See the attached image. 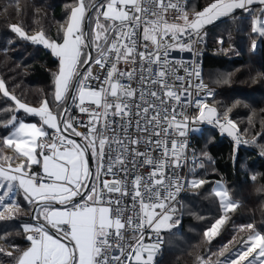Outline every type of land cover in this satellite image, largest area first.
<instances>
[{
	"label": "snow or ice",
	"instance_id": "1",
	"mask_svg": "<svg viewBox=\"0 0 264 264\" xmlns=\"http://www.w3.org/2000/svg\"><path fill=\"white\" fill-rule=\"evenodd\" d=\"M144 3L152 7H142L140 0H105L88 6L84 0H80L79 6L71 11L63 43L49 40L43 32L29 37L20 27L11 28L20 38L42 45L57 58L55 101H70L80 113L88 114L87 123H84L72 115L67 106L59 116L53 114L47 100L39 109L27 107L9 96L3 82H0V92L16 101L17 110L39 116L42 122L38 126L18 121L13 116L5 125H11L13 131L3 139L4 145L14 146L16 152L26 158V164L14 169L0 167V189L4 190L0 194V207H8L3 201L18 189L29 204L36 205L33 219L39 221L42 216L46 222L23 225L25 232L35 235L27 236L31 247L18 258L17 264H153L158 242L145 243V226L158 237L162 229L178 225L180 221H173L176 208L172 203L177 194L185 186L199 189L206 183L204 179L195 177L191 181L181 178L175 169L182 166L181 150L185 144L168 139L173 132L180 137L185 136L188 116L183 107L193 103L191 89L195 87L198 94L204 86L201 82L188 83L178 92L168 79V72L162 66L154 68L153 65L167 62L169 48L179 46L181 50L192 51L191 44L179 42L180 36L199 39L205 25L227 17L237 9L249 11L254 4L261 7L257 9L259 16L252 20L251 31L264 37V0H215L204 11L197 13L195 19L189 20L187 15H181L179 18L183 20V25L161 19H146L149 12L162 17L169 8L181 11L173 0H144ZM88 11L96 15L91 42L83 29ZM101 16L107 23L101 22ZM141 22L144 24L142 39L151 42L156 48L155 52H137L136 37ZM113 34L115 38L109 43V37ZM169 36L176 43H169L166 40ZM143 47L147 48V44ZM252 47L255 50V43ZM85 48L95 49L97 56L93 58L89 51L87 57L83 58ZM161 48L164 49L163 59ZM137 56L140 61L139 89L121 83L119 79L127 77L132 80L136 75L135 69L131 72H118L117 69L121 59L135 63ZM92 64L106 70V76L101 78L94 75ZM85 65L88 67L81 71ZM189 75L200 78L201 73L194 68ZM90 80L101 82L98 90L89 86ZM137 91L138 100L142 103L133 99ZM108 97L113 99L109 100ZM86 102L94 105L95 109L85 106ZM195 103L199 108V119L211 123L215 109L209 108L201 100ZM180 116L183 119H178ZM99 122H102V129L97 127ZM133 122L137 132L147 135L133 138L129 132ZM216 122L222 131L232 136L237 144L240 143L235 135L234 123L230 120ZM44 125L54 130L51 143L39 139L48 135ZM81 128L86 131L78 130ZM108 132L112 133L111 137L107 135ZM73 136L80 137V141L73 139ZM142 141H147L149 150L160 151L161 158L156 159L148 151L134 147ZM153 144L156 149H151ZM137 157H143L139 161L141 166L147 164L154 168L147 178L132 175L138 172ZM92 163L96 165L95 173L91 168ZM33 164L41 167L42 174L30 172ZM168 168L172 171H166ZM120 174H123L122 178ZM102 175L113 178L105 179L101 186ZM105 193L109 194L107 199ZM111 194L130 197L133 202L131 208L121 207V198L114 199ZM215 195L219 197L225 216L204 232L209 241L226 222L227 213L237 206L228 199L227 191L218 190ZM53 204L63 207L54 208ZM137 204L139 213L134 211ZM11 206H16L15 201ZM126 210L132 211L133 215L125 217ZM126 224L138 232L133 236L135 244L128 243L124 238L121 230L125 229ZM46 225L60 235L50 234ZM246 227L255 232L253 225ZM147 239L152 240V236L148 235ZM125 248L130 251H125ZM117 250L119 255L115 254ZM231 264H264V234H250L244 248L237 253L236 259L231 260Z\"/></svg>",
	"mask_w": 264,
	"mask_h": 264
},
{
	"label": "trees",
	"instance_id": "2",
	"mask_svg": "<svg viewBox=\"0 0 264 264\" xmlns=\"http://www.w3.org/2000/svg\"><path fill=\"white\" fill-rule=\"evenodd\" d=\"M86 1L88 6L97 0ZM76 2L77 0H0V82H3L9 96L15 97L16 101L28 107L39 108L47 100L48 104L54 107V74L58 71V60L48 49L20 38L11 28L20 27L30 37L43 32L49 40L60 43ZM213 2L215 0H188L186 10H190L192 5L193 10L202 12ZM254 10L255 8L248 12H238L214 23L204 30L202 37L205 46L202 60L204 80L216 89L211 105L218 119L227 118L234 122L238 134L245 140L244 145L236 149L230 139H219L215 132L211 134L212 142L208 146L204 136H199L202 150L207 151L205 153L209 158L203 177L211 183V187L214 181L224 182L228 192L233 195L231 198L238 205L232 216L226 219L222 235L217 234L209 241L205 239L204 232L217 219L198 229L193 218L184 212L185 205L188 206L190 202L187 201L188 198L195 194L189 191L187 197L180 200L175 212V221L180 223L164 233V247L161 248L154 264H230L240 251L234 249L231 252V241L236 238V232L250 230L246 226L251 224L259 229L260 234H264V227L257 225L261 220V213L264 215V201L261 198L264 195V136L260 133L259 122L252 121L249 125L241 123L240 119L246 116V113L240 112V106H237L235 111L232 110L238 100L237 92L251 94L253 90H257L256 94L261 96V99L250 100L253 103L251 107L256 109L259 118L264 120V37L251 31ZM95 21L96 15L92 12L88 22L89 32ZM254 43L255 50L252 47ZM93 50L94 58L96 50ZM254 81L259 84L257 88H249ZM16 101L0 92V165L4 166L26 164L13 147L3 143V139L13 129L11 125L5 126L7 122L13 116L18 121L38 122L36 118L17 110ZM246 131L249 137L243 135ZM198 138H195L197 153ZM255 187L260 190L254 191ZM208 190L211 191L209 188ZM2 192L0 189V194ZM204 192L207 193L206 190ZM12 201H15V207L11 206ZM217 203L215 205L214 202L215 209H218ZM3 204L14 208L13 213H10V220L13 222H32L30 213L34 204H29L17 191L12 196L9 194ZM2 208L5 207H0V213ZM230 230L231 236L223 240L222 236ZM181 242H188V245L182 247ZM28 244L26 238L0 235V245L3 246L0 264H16ZM173 245H177V248L172 249ZM9 249L12 250L11 255L8 253ZM221 252L229 256H218Z\"/></svg>",
	"mask_w": 264,
	"mask_h": 264
},
{
	"label": "built area",
	"instance_id": "3",
	"mask_svg": "<svg viewBox=\"0 0 264 264\" xmlns=\"http://www.w3.org/2000/svg\"><path fill=\"white\" fill-rule=\"evenodd\" d=\"M142 7L144 8H151L152 5L144 3V0H140ZM173 3H177L181 9V11H177L176 9L173 8H169L167 12H165L163 14L162 17H157L156 15H153L151 12L148 13L146 19L148 20H156V19H161L163 21H166L167 23H176L179 25H183V20L180 19L179 17L181 15H186V6L188 3V0H173ZM137 15H141V14H137ZM143 22H141V26L140 28L137 30L138 31V36L136 37L138 45H137V52L139 51H151V52H155L156 48L154 45L151 44V42L149 41H144L142 39V30H143ZM203 32L201 31V36L199 39H197L196 37H191L189 38L188 36H180L179 37V42L180 43H186V44H191V48L192 51H188L187 49L185 50H181L179 48V46H177L176 48H169L168 49V58H167V62L164 63L163 65H153L154 68L156 67H163L164 70H166L168 72V79L171 80L172 84L175 86L176 90L179 92L180 89L184 86H187L188 83H192V84H196L197 82H201L203 84V88L201 90H199V93L197 94V89L195 87H193L191 89L193 95L191 96V100L193 101V103L191 105H185L183 107V111L184 113L188 116V127L186 129V134L184 137H180L178 134H176L175 132H173V135L171 137H169L168 139H176L179 142H182L183 144H185V147L181 150L183 153V158L181 160V167L175 169V171H177L179 173V175L181 176V178L183 180L189 181L191 178H193L194 176H196V170H194V166H196V164L199 163L200 164L203 163L202 160L197 158V150L195 147V135L194 132L195 130H197L198 128H205V127H209L214 129L218 135L220 136V138H224V135H221L219 130L221 129L219 127V124L217 122L211 123L210 125H207L206 123H204L203 121H201L199 119V108L196 105L195 101L197 100H201L203 101L205 104H207V106L209 108H213L211 105V102L214 100L215 95H216V89L211 87L205 80H204V75H203V68H202V60L204 57V51H205V46H204V42H203ZM114 34L112 36L109 37V43L114 39ZM166 40L169 43H176L174 41L171 40V37H166ZM147 44V48L143 47V45ZM163 51L164 49L161 48L160 52H161V59H163ZM113 58H114V54H113ZM139 57L137 56L136 62H125L123 59H121L118 63H117V69L118 72H131L134 69L136 70V75L134 76V78L132 80H128L127 77H123V78H119L121 83H125V84H129L131 85V87L139 89L140 85L138 83V78H139ZM92 68H93V74L94 75H100L101 78L106 76V70H102L100 69V67L98 65L92 64ZM199 69L201 76L200 78H197L195 76H190L189 75V71L193 70V69ZM176 77H182V80H177ZM89 86L95 89H99V87L101 86V82L97 81V80H90L89 81ZM152 88H157V85H149ZM208 93H211V95H208ZM163 94V93H161ZM138 96H139V92L137 91L136 96L133 99H136L137 102L142 103L141 101L138 100ZM109 100H112L113 98L108 97ZM85 106L91 107L93 109H95L94 105H88L87 103L85 104ZM178 110L180 108V106L178 105ZM99 111V109H97ZM71 114L75 115L79 120L83 121L84 123H87L88 120V114H83L80 113L78 111V109H76L74 106L72 107L71 110ZM193 118H195V122H193ZM111 119V117H110ZM118 119V118H117ZM178 119H183V116L178 117ZM220 122H226V120L224 119H218ZM97 127L102 129V122H99L97 124ZM80 131H86V129H78ZM129 132L131 134V136L133 138L139 137V136H145L147 135L146 133H142V132H137L136 130V126L135 123L133 122L132 127L129 129ZM67 135V134H66ZM107 135H109L111 137L112 133L108 132ZM123 135V133L121 132V136ZM237 136L239 138L240 143L237 144L236 140H231V143L233 144V146L235 148L241 147L242 145H244L245 140L241 137L240 134L237 133ZM75 136H73L72 138H74ZM54 138V133L50 134L48 138L46 139H41L42 142L44 143H51L53 141ZM75 138H80V137H75ZM227 138V137H226ZM153 139H156L155 137H153ZM161 139H164L163 137H161ZM125 143H127V141H125ZM132 147V146H130ZM134 147L138 148L140 151H148L149 155L156 158V159H160L161 158V152L160 151H156V150H149V146L147 144V141H142L140 144L135 145ZM151 149H156V145H151ZM107 150V148H106ZM143 157H137L136 161H137V167H138V172H133L132 175L135 174H139L142 175L143 177L147 178L149 176V174L154 170L153 166L151 165H140L139 161L142 160ZM129 167H131L129 165ZM106 171V168L104 169ZM96 171V170H95ZM166 171H172L171 168L166 169ZM33 172L35 173H41L42 174V169H36ZM123 174H120V178H122ZM113 177L111 176H101V186H102V182L105 179H112ZM131 179V176H130ZM187 186H185L176 196V200L173 203V206L176 208H178V203L180 202V200L182 199V197L185 195L186 191H187ZM107 193H105V198H108ZM112 197L115 198H121V207L127 206L128 208H131L132 206V200L130 197H120L119 194H111ZM166 195V193H165ZM113 207H115V205H113ZM136 213H139V205H136V208L134 210ZM157 211H159V209H157ZM125 217L129 216V215H133L132 211H125ZM138 222V219H137ZM124 234V238L128 243L131 244H135V240L133 239L134 235H138V232H136L134 229L129 228L126 224L125 229L121 230ZM144 233H145V243H153V242H158V249H161L164 247V242H165V234L160 232L159 236L157 237V234L155 232H152L150 230V228H148L147 226H145L144 228ZM148 235L152 236V240H148L147 237ZM125 251H130V249L125 248ZM116 255H119V251L117 250ZM126 259V258H125Z\"/></svg>",
	"mask_w": 264,
	"mask_h": 264
},
{
	"label": "rangeland",
	"instance_id": "4",
	"mask_svg": "<svg viewBox=\"0 0 264 264\" xmlns=\"http://www.w3.org/2000/svg\"><path fill=\"white\" fill-rule=\"evenodd\" d=\"M254 8H257V9H259V7H254ZM250 9H252V8H250ZM257 9H255L254 10V12H255V15L253 16V18H252V20L255 18V17H257V16H259V12L257 11ZM188 12V11H187ZM238 12H248V11H234L232 14H230L229 16H227V17H230V16H232L233 14H235V13H238ZM188 13H190V14H193V15H197V13H199V12H197V11H195V10H193L192 9V5H191V8H190V10H189V12ZM227 17H225V18H227ZM224 18V19H225ZM223 20V19H222ZM216 23V22H215ZM258 35V34H257ZM259 36V35H258ZM30 37V36H29ZM90 37H92L91 36V31H90ZM95 50V49H94ZM93 50V51H94ZM85 52H86V48L83 50V55L85 54ZM94 58L97 56V52L96 51H94ZM254 61H256V60H254ZM239 72V71H238ZM226 78H228V77H226ZM257 85H259L258 83H257V81H254L253 83H252V85L251 86H249V88H251V89H254V87H256ZM257 88V87H256ZM256 91L257 90H253V92L251 93V94H243V93H240V92H237L236 93V97L238 98V100L236 101V103L232 106V110H236L237 109V106L239 107L240 106V108H241V113L243 112V111H245V113H246V116H243V117H241V119H240V121H241V123L242 124H246V125H249L250 124V122H252V121H256V122H259V124H260V133L264 136V120H261L260 118H259V112L256 110V109H253V107H251L252 105H253V103L250 101V100H253V99H255V98H257V99H261V96H258L257 94H256ZM239 93V94H238ZM9 97V96H8ZM212 107H213V105H212ZM226 121L227 120H229V119H227V118H224ZM223 119V120H224ZM218 120V116H217V114H216V112L214 113V118H213V121L211 122V123H214V122H216ZM222 120V119H221ZM231 121V120H230ZM203 122L204 123H206L207 125H210L211 123L210 122H208V120H203ZM232 122V121H231ZM232 123H234V122H232ZM235 124V123H234ZM236 125V124H235ZM237 126V125H236ZM216 133V135L218 134L214 129H212V128H209V127H205V128H198L197 130H195V132H194V137L195 138H198L199 136L201 137V135H203L204 136V140L206 141V145L208 146L211 142H212V139H211V134H213V133ZM219 132H220V134L221 135H224L225 137H227L228 139H230V140H233V137L232 136H229L228 134H227V132H225V131H222L221 129L219 130ZM237 130L235 131V135L237 136ZM247 131L246 132H244L243 133V135H245V136H247V137H249V135H247ZM199 137V138H200ZM242 137V136H241ZM199 138H198V143L199 144H197V147H198V154H197V158L198 159H200V160H202L203 161V163L202 164H200V166H199V163L198 164H196V166H194V170H196V176H194L195 178H199V179H204V177H203V175H204V173H205V171H206V169H207V160H209V158H208V156H207V151H203L202 150V144L199 142ZM243 138V137H242ZM263 146H264V144H263ZM238 148H240V147H238ZM238 148H236V149H238ZM264 150V149H263ZM206 152V153H205ZM193 177V178H194ZM193 178H191V179H193ZM191 179L189 180V181H191ZM205 181H206V183L201 187V188H199V189H196V188H191V187H188L187 188V191H186V193H185V195L182 197V199L183 198H185V197H187V195H188V193H189V191L191 192V193H195V194H192V195H190V197L188 198V200L187 201H190L189 202V205L187 206V204L185 205V207H184V212L186 211V214L189 216V217H192L193 218V220H194V225L196 226V227H198V229H202L203 228V225L205 226V225H208V222H211V221H213L214 219L216 220H218V219H220L222 216H225V212H224V209L222 208V206H221V204H220V200H219V197H217L216 195H215V192L216 191H218V190H225V191H227V193H228V199L231 201V202H233V203H235L236 205H238V203L237 202H235L231 197L233 196L232 195V193H229L228 192V187H227V185L226 184H224V182H222L221 180H218V181H214V183H213V185H212V187L210 186L211 185V183H209V182H207V180L206 179H204ZM208 188L209 189H211V191L210 190H208ZM206 190V192L207 193H205L204 191ZM257 191V190H260L259 188H257V187H255V189H254V191ZM235 191V190H234ZM201 193H202V195H201ZM251 193H252V189H251ZM252 198H257L256 196H252ZM261 198H262V200L264 201V195H262L261 196ZM214 202H215V205H216V202H218L217 203V207H218V209H215L214 208ZM219 205V206H218ZM237 207V206H236ZM12 209H14V208H12V207H5V208H2V211H1V213H0V216H2L3 218H0V235H2V236H8V235H10V234H13L12 232H13V230H14V228L16 227V224L17 223H15V222H13V220H10L11 219V216H10V213H13L12 212ZM216 210V211H215ZM235 210V209H234ZM233 210V211H234ZM233 211H231V212H228L227 213V215H226V219H228V217L229 216H232V213H233ZM184 212H183V215H184ZM261 217L259 218V219H261L258 223H257V225H259L260 227H264V215L261 213V215H260ZM184 217H185V215H184ZM215 217H217V218H215ZM173 221H175V214H174V216H173ZM225 223H227V220H226V222ZM224 223V224H225ZM223 224V225H224ZM221 226V228L219 229V232H218V235L220 234V235H222V233H223V231H222V229H223V227L225 226ZM174 226H176V225H174ZM173 226V227H174ZM211 226L212 225H210V228H211ZM172 227V228H173ZM172 228H170V229H162L160 232H162V233H165V232H168V231H170ZM209 228V229H210ZM255 229V232H253L252 230H239L238 232H236V238H234V239H232V241H231V245L233 246V248H232V250H231V252H233L234 251V249H238V250H241V249H243L244 248V246H245V242L246 241H248V238H249V236H250V234H255L256 232H258V233H260L259 232V229L256 227V228H254ZM151 230V229H150ZM152 231V230H151ZM153 232V231H152ZM231 233H232V231L230 230L228 233H226V234H224L223 236H222V238H223V240L224 239H226V238H228V237H230L231 236ZM194 237H196L197 235H193ZM245 236L247 237V238H245ZM205 239L206 240H208L206 237H205ZM212 240V239H211ZM182 243V247L183 246H187L188 245V242L187 243H185V244H183V242H181ZM1 247H3L2 245H0V252H1ZM177 248V245H173V247H172V249H176ZM11 249H9L8 250V253H11ZM221 255H223V253L221 252L218 256H221ZM224 257L225 256H229L228 254H226V255H223ZM172 257H173V255H172ZM237 258V257H236ZM235 258V259H236ZM221 262V261H220ZM231 264V263H230Z\"/></svg>",
	"mask_w": 264,
	"mask_h": 264
},
{
	"label": "crops",
	"instance_id": "5",
	"mask_svg": "<svg viewBox=\"0 0 264 264\" xmlns=\"http://www.w3.org/2000/svg\"><path fill=\"white\" fill-rule=\"evenodd\" d=\"M97 1H98V0H97ZM97 1H96V2H97ZM96 2H95V3H96ZM102 2H105V0H101V1H100V3H102ZM79 3H80V0H77L76 5H75L73 8L79 6ZM84 3H85V5L87 6L88 1L84 0ZM86 3H87V4H86ZM254 7H259V8H260L261 5H259V4H254V5L251 6L252 9H253ZM73 8H72V10H73ZM255 9H257V8H255ZM72 10H71V11H72ZM187 11L189 12V10H186V15L188 16L189 20H191V19H195L196 15L190 14V13H188ZM203 11H204V10H203ZM235 11H245V10L237 9V10H235ZM88 12H89V11H88ZM88 12L86 13L85 19H84V21H83V29H84V31L87 33V38L89 39V42H90L91 37H90V32L88 31V28H89V24H88V22H89V21L87 22ZM70 15H71V12H70ZM70 15H69L68 20H67V22H66V25H65V28H64V32H65L66 29H67V24H68V22H69ZM100 18L102 19L101 22H103V23H107V22H105V21L103 20V17H102V16H101ZM224 18H225V17H221V18H219L218 20L214 21L212 24L205 25V26L201 29V31H204V30L207 29L209 26L213 25L215 22L217 23V22L221 21V20L224 19ZM94 25H95V24H94ZM93 28H94V26H93ZM93 28H92V30H93ZM92 30H91V36H93V31H92ZM64 32H63V35H64ZM60 43H63V38H62V41H61ZM90 50H91V55H92V50H93V49H90ZM49 51H50V50H49ZM50 53H51V52H50ZM85 53H86V54L83 55L84 58H86V57H87V54H88V49H87V48H86V52H85ZM54 102H55L54 107H52V106L49 104V110H50L53 114L59 116V114H60L61 112H63V110H64V108L66 107V104H67L68 101H62V102H60V103H57V102L55 101V98H54ZM77 103H78V101H77ZM86 103H87V102H86ZM27 107H28V106H27ZM40 107H41V106H40ZM40 107H39V108H40ZM72 107H73V105L70 103V106H69L70 113H71ZM32 108H33V107H32ZM39 108H35V109H39ZM20 111H22L24 114H26V115H28V116H31V117L36 118V119L38 120V122H36V123H34V124H36V125H38V126L41 125L42 122H41L39 116L30 115V114H28V113H25L23 110H20ZM21 121H23V120H21ZM23 122H24V121H23ZM25 123H27V122H25ZM43 127H44V130L48 132V135H47L46 137L39 138L40 140H41V139H46V138L49 137L50 134L54 133V130H53V129H49L46 125H44ZM12 131H13V129L10 131V133H11ZM10 133L8 134V136L10 135ZM8 136H7V137H8ZM73 139H75V140H77V141H80V138H75V137H74ZM11 147H13L14 150H15V147H14V146H11ZM15 151H16V150H15ZM22 158H23V160L26 161V158H24V157H22ZM21 165H23V164H18V165H16V166H12V165H5V166H4V165H0V167H2V168H4V169H9V168L14 169V168L20 167ZM39 168L41 169V167H40L39 165H35V164H33V165L31 166L30 172H31L32 170H36V169H39ZM91 168H92L93 173H95L96 165H95L94 163L91 164ZM25 170L28 171L27 168H26ZM2 191H4V190L2 189ZM15 191H17V194H19V195L23 198V193H22V191H19L18 189H17V190H14L12 193H10V196H12V195L14 194ZM76 199L79 200V197H77ZM35 206H36V205H34V207H35ZM53 206H56V207H54V208H61V207H63V206H61V205H59V204H53ZM34 207H33V208H34ZM30 217H31V213H30ZM31 220H32V219H31ZM38 222H40L41 224H46V222L43 220V217H42V216H40ZM26 224H27V225H34V224H36V223L32 220V222H26V223L16 224V227L14 228V230H13V232H12L13 234H10V235L19 236V237L26 238V239H27V236H28V235H35V233H28V232H25L23 225H26ZM46 227H47L48 230L51 231V232H49L50 234H52V235H54V236L60 235V234L56 233L55 229L51 228L50 225H46ZM27 240H28V239H27ZM28 241H29V240H28ZM29 247H31V242H30V241H29L28 247H27L25 250H23V252H24V251H27ZM160 250H161V249H158V250L156 251V253H155V255H154L153 264L155 263V261H156L158 255H159ZM23 252L21 253V255L23 254ZM21 255H20V256H21ZM145 255H146V254H145ZM16 264H17V263H16Z\"/></svg>",
	"mask_w": 264,
	"mask_h": 264
},
{
	"label": "water",
	"instance_id": "6",
	"mask_svg": "<svg viewBox=\"0 0 264 264\" xmlns=\"http://www.w3.org/2000/svg\"><path fill=\"white\" fill-rule=\"evenodd\" d=\"M100 1H101V0H98L96 3L98 4V3H100ZM92 12H93V11H89V12H88L87 22L89 21V18H90V16H91ZM87 49H88V53H89V51H91V50H90L89 48H87ZM87 67H88V65L83 66V67L81 68V71H84V69L87 68ZM66 106L69 108V106H70V101L67 102ZM52 206H53V205H52ZM53 207H56V206H53ZM33 212H34V208L32 209V212H31V219H32L35 223H37L38 221L33 219ZM39 223H40V222H39ZM48 231L51 232L50 230H48Z\"/></svg>",
	"mask_w": 264,
	"mask_h": 264
}]
</instances>
